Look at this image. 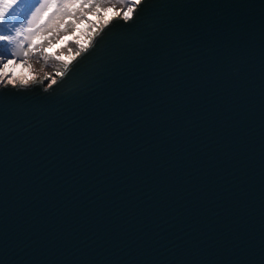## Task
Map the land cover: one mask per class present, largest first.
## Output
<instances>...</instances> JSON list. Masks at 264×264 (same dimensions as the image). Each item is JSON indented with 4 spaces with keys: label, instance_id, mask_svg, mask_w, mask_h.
Masks as SVG:
<instances>
[{
    "label": "water",
    "instance_id": "obj_1",
    "mask_svg": "<svg viewBox=\"0 0 264 264\" xmlns=\"http://www.w3.org/2000/svg\"><path fill=\"white\" fill-rule=\"evenodd\" d=\"M97 32L64 83H0V264H264V0Z\"/></svg>",
    "mask_w": 264,
    "mask_h": 264
},
{
    "label": "snow or ice",
    "instance_id": "obj_2",
    "mask_svg": "<svg viewBox=\"0 0 264 264\" xmlns=\"http://www.w3.org/2000/svg\"><path fill=\"white\" fill-rule=\"evenodd\" d=\"M121 2L123 7L117 11V15L124 21L137 19L145 6V0ZM112 7L114 6L109 5L102 9L95 0H0V68H7L9 63L18 60L26 62L32 56L38 58L53 56L55 53L49 52L48 49L54 47L55 41L65 39L68 42L64 47L69 53L75 48L74 55L71 56V59L75 60L89 47V44H82L77 35L80 23L87 21L86 11L91 12L95 9V14L99 15L102 10L111 11ZM137 9L140 11L137 12ZM88 23L91 25L90 21ZM103 39L102 36L96 41L92 52L78 60L67 76L63 72L56 73L58 76H64L61 83L71 78L80 64L95 52ZM55 58L62 60L65 68L68 67L70 60H65L59 55H55ZM0 78L7 79L9 84L13 83L7 74ZM56 83L52 78L49 87Z\"/></svg>",
    "mask_w": 264,
    "mask_h": 264
},
{
    "label": "rangeland",
    "instance_id": "obj_3",
    "mask_svg": "<svg viewBox=\"0 0 264 264\" xmlns=\"http://www.w3.org/2000/svg\"><path fill=\"white\" fill-rule=\"evenodd\" d=\"M95 3L100 4L102 9L109 7V5H113L114 7H112V10L108 12H104L102 10L99 15L95 14V9H92L91 12L86 11L87 21L80 23V31L77 33L82 44L88 43V37L92 29H95V27H98L99 24L106 22V20L111 17L116 16L117 11L123 7L121 0H95ZM88 21L91 22V25H89ZM67 42V39L63 41H55L54 47L48 49V51L63 57L65 60H70L75 48H73L72 53H69L64 47ZM55 55L48 56L46 58L32 56L26 62L18 60L16 62L9 63L7 68H0V76L7 74L8 78L12 79L13 83L16 84L28 80L30 84V82L37 81L44 74L45 77H48L47 79L51 81V79L55 77L52 70L58 67L59 62V60L55 58ZM0 83L8 82L7 79L0 78Z\"/></svg>",
    "mask_w": 264,
    "mask_h": 264
},
{
    "label": "bare ground",
    "instance_id": "obj_4",
    "mask_svg": "<svg viewBox=\"0 0 264 264\" xmlns=\"http://www.w3.org/2000/svg\"><path fill=\"white\" fill-rule=\"evenodd\" d=\"M97 31H98V27H95V29H92V30H91V33H90V35H89V37H88V43H89V42L95 37V35L98 33ZM70 60H71V59H70ZM64 69H65V66H64L63 61H62V60H59V62H58V67H56L55 69H53L52 72H53V74H54L55 76H57L56 73H57V72H63ZM46 78H48V77H45V74H44V75H42L41 78H39L38 80H39V81H41V80H46ZM38 80H37V81H38Z\"/></svg>",
    "mask_w": 264,
    "mask_h": 264
},
{
    "label": "built area",
    "instance_id": "obj_5",
    "mask_svg": "<svg viewBox=\"0 0 264 264\" xmlns=\"http://www.w3.org/2000/svg\"><path fill=\"white\" fill-rule=\"evenodd\" d=\"M43 81H49V79L46 78V80H43Z\"/></svg>",
    "mask_w": 264,
    "mask_h": 264
}]
</instances>
